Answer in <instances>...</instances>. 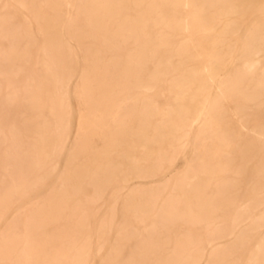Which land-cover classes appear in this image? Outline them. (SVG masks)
<instances>
[{
  "label": "bare ground",
  "instance_id": "bare-ground-1",
  "mask_svg": "<svg viewBox=\"0 0 264 264\" xmlns=\"http://www.w3.org/2000/svg\"><path fill=\"white\" fill-rule=\"evenodd\" d=\"M0 264H264V0H0Z\"/></svg>",
  "mask_w": 264,
  "mask_h": 264
}]
</instances>
